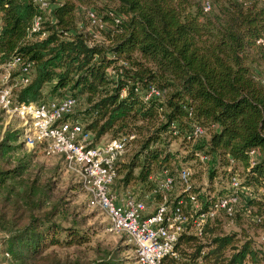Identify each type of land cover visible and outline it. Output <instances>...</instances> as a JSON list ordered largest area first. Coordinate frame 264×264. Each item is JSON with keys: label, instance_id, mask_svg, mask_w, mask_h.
<instances>
[{"label": "trees", "instance_id": "obj_1", "mask_svg": "<svg viewBox=\"0 0 264 264\" xmlns=\"http://www.w3.org/2000/svg\"><path fill=\"white\" fill-rule=\"evenodd\" d=\"M47 1L56 5L40 30L45 35L37 39L29 26L41 13L38 6L31 0H0V64L18 55L33 66L30 81L14 91V99L38 102L47 85V95L69 90L86 104L83 128L93 141L106 133L110 138L132 133L133 139L141 133L139 149L124 165L123 185L133 180L147 189L152 170L187 168L179 160L199 161L203 155L213 165L209 179L215 177L216 186L206 192L190 186V192L205 205L227 192L226 183L239 167L241 183L257 194L246 200L254 208L250 222L264 228V0H210L207 12L200 0ZM96 1L103 3L108 42L88 45L75 30V10L77 4ZM108 10L122 20L113 23L105 15ZM149 84L159 97L144 99L137 91ZM148 124L152 128L142 131ZM193 124L204 129L196 141L187 133ZM19 135V130L5 129L0 138V202L2 208L9 204L7 222L13 226L1 240L0 255L7 264H32L47 257L51 246L80 245L89 237L55 220L56 208L46 206L43 188L30 183L20 193L13 190L28 167L27 159L7 165L8 156L20 148ZM177 139L192 147L180 159L167 148ZM217 166L222 168L218 173ZM218 218L205 225L201 239L180 238L181 264H264V252L249 238L219 232ZM85 264L124 263L104 253Z\"/></svg>", "mask_w": 264, "mask_h": 264}, {"label": "built area", "instance_id": "obj_2", "mask_svg": "<svg viewBox=\"0 0 264 264\" xmlns=\"http://www.w3.org/2000/svg\"><path fill=\"white\" fill-rule=\"evenodd\" d=\"M31 1L41 13L33 16L29 32L37 33L35 37L40 39L46 33L40 32L43 23L56 3ZM200 6L203 12H207L210 0H200ZM105 15L113 23L122 20L121 15L111 10ZM75 30L86 37L88 45L108 42L101 34L108 30V24L90 7L83 9ZM32 67L30 61L18 55H12L0 64V109L8 118L17 121L15 129L19 130V140L25 147L40 148L47 155L62 157L65 167L76 175L85 194L86 205L104 213L107 231L123 234L132 246L137 264H165L164 261L169 259L179 260L178 247L182 236L201 239L209 221L220 214L232 220L239 204L250 198V189L234 174L227 182V192L203 205L190 192L189 172L185 167L173 171L162 169L150 174L148 188L136 193L123 191L116 194L111 191L117 175L116 162L134 135L118 134L104 141H93L92 133L72 118L76 98L69 90L59 91L57 95L38 102H17L14 91L30 81ZM137 91L144 99L160 95V91L151 84ZM188 130L193 139L204 133V129L195 124L190 125ZM254 154V150L249 151L250 156ZM198 158L207 159L203 155ZM150 203L152 210L148 212L147 204ZM4 255L7 257L6 253Z\"/></svg>", "mask_w": 264, "mask_h": 264}, {"label": "rangeland", "instance_id": "obj_3", "mask_svg": "<svg viewBox=\"0 0 264 264\" xmlns=\"http://www.w3.org/2000/svg\"><path fill=\"white\" fill-rule=\"evenodd\" d=\"M61 1V0H56ZM90 7L94 9L98 14H101V8L103 3L96 1L94 4H77L76 5V20L79 22L81 19V14L84 8ZM47 15V14H46ZM103 36V33H101ZM104 37V36H103ZM1 77V70H0ZM48 86L44 89L43 94L45 95L43 99L53 97V95L45 94ZM76 97V107L72 118L77 119L82 125L86 122L83 109L86 107L83 99L81 97ZM17 121L14 118H8L6 114L0 109V138L5 129L8 130H18L15 129ZM151 124H148L142 131H149L151 129ZM111 133H106L101 135L97 141H104L110 138ZM141 133H135V139L128 142L124 153L116 162L117 175L111 185V191L119 194L123 191H131L133 193L138 192V190H145V186L139 181H130L128 184L123 185L121 179L123 178L124 165L129 161L133 154L139 149ZM200 138L196 137L194 140ZM96 141V142H97ZM17 143L20 145L15 152H12L8 157V166L15 164L17 160L28 161V167L18 180L13 183V190L20 193L24 186L33 183L36 187L43 188L44 196L47 198L46 206H54L56 208V214L54 218L62 226H74L81 232L88 235V241L80 245H72L70 247H58L51 246L45 252L48 253L47 257H41L35 262L42 261L48 258L56 259L59 264H85L99 256H103L104 253L113 254L123 260L124 264H137L133 257V250L131 244L126 240L123 234L112 233L106 230L107 218L103 212L90 208L86 205L85 194L77 180L74 173L70 172L64 165L62 157L58 155H47L42 152L40 148H27L17 139ZM167 148L171 152H177V158L184 156L188 150L192 147L191 145H180V140L171 141L167 144ZM199 161H182L187 162L184 165L188 166V172H191V177L189 178L190 186H201L203 191L206 192L210 189L209 185L216 186V178L212 177L209 179V173L213 165L207 159H200ZM196 162V163H193ZM201 162L202 164H199ZM5 165V164H4ZM222 168H216V173L221 171ZM138 168L133 169V174H136ZM159 170H152L151 173L158 172ZM235 171L239 174L240 180L242 178L241 169L236 167ZM236 173V175H237ZM238 176V175H237ZM212 182V183H211ZM225 188L227 189V183ZM3 192L0 193L2 196ZM257 194L253 193L250 189V198ZM243 201V200H242ZM147 211L152 210V203L147 204ZM239 211L236 210V217L232 220H228L221 214L219 215L218 221L220 222V230L224 234L234 232L236 237L241 241L243 239L249 238L254 247L259 248L264 252V228L262 225H253L250 220L253 217L254 208L247 206L246 200L239 204ZM243 207V208H242ZM24 208V207H23ZM5 210V211H4ZM9 204L4 208L1 206L0 202V214L4 211L5 217H0V244H2V238L13 230V226L10 222H7L10 218ZM20 214V210L15 212V217ZM25 214V213H24ZM23 216V215H22ZM18 220L20 218L17 217ZM250 222V223H249ZM1 248V246H0ZM44 256V255H43ZM183 260L180 259L174 261L172 264H181ZM33 262L32 264H37ZM0 264H7L6 261L1 259Z\"/></svg>", "mask_w": 264, "mask_h": 264}]
</instances>
